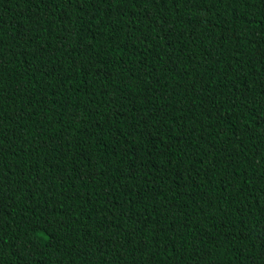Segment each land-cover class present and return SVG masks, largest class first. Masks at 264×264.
I'll use <instances>...</instances> for the list:
<instances>
[{
    "label": "trees",
    "instance_id": "1",
    "mask_svg": "<svg viewBox=\"0 0 264 264\" xmlns=\"http://www.w3.org/2000/svg\"><path fill=\"white\" fill-rule=\"evenodd\" d=\"M0 264H264V0H0Z\"/></svg>",
    "mask_w": 264,
    "mask_h": 264
}]
</instances>
